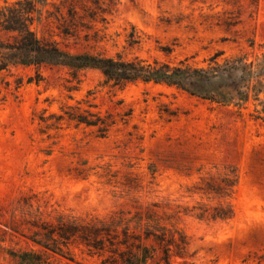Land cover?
Here are the masks:
<instances>
[{"label": "rangeland", "instance_id": "obj_1", "mask_svg": "<svg viewBox=\"0 0 264 264\" xmlns=\"http://www.w3.org/2000/svg\"><path fill=\"white\" fill-rule=\"evenodd\" d=\"M83 34L69 40L72 50L197 66L218 51L253 59L264 53V0H117L89 41ZM38 73L39 82L33 66L0 70V264L41 251L32 225L103 219L154 202L179 211L172 222L190 242L172 264H264L263 103L218 104L151 82L113 87L94 69L69 92L66 69ZM66 106L115 123L99 137L94 127L57 120ZM231 165L238 180L230 198L197 193L202 177ZM218 202L231 206L230 219L192 214L197 203ZM62 249L46 252L51 264H101L81 245Z\"/></svg>", "mask_w": 264, "mask_h": 264}, {"label": "trees", "instance_id": "obj_2", "mask_svg": "<svg viewBox=\"0 0 264 264\" xmlns=\"http://www.w3.org/2000/svg\"><path fill=\"white\" fill-rule=\"evenodd\" d=\"M116 3L117 0H16L1 7L0 70L33 66L39 82V68H63L68 74L69 92L77 90L83 71L94 69L103 75L105 84L113 87L151 82L218 104L243 105L250 100L264 104V53L249 59L245 54L224 57L218 51L206 60L205 66H197L187 59L177 63L149 62L139 57L125 59L119 54L113 57L72 50L69 40L84 32V40L89 41L93 36L90 31L95 30L96 23L105 21L108 8ZM53 33L62 41L53 38ZM56 119L94 127L99 137H105L115 123L108 115L77 106H66ZM237 180L236 168L227 166L223 173L202 177L197 193L212 200L227 199ZM191 210L200 220L223 221L233 216L231 206L223 202L197 203ZM178 213L154 202L114 211L103 219L58 217L42 221L32 225L39 239L30 237L41 251L23 252L17 257L21 264H51L47 251L62 254V247L76 244L85 247L91 256H98L101 264H147L155 259L160 264H172L174 257L185 258L190 244L186 234L172 222Z\"/></svg>", "mask_w": 264, "mask_h": 264}]
</instances>
